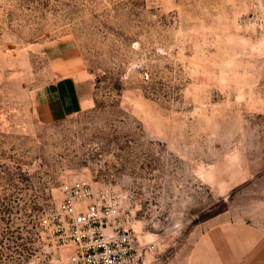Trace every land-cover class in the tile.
<instances>
[{
    "label": "rangeland",
    "instance_id": "374dc122",
    "mask_svg": "<svg viewBox=\"0 0 264 264\" xmlns=\"http://www.w3.org/2000/svg\"><path fill=\"white\" fill-rule=\"evenodd\" d=\"M63 77L82 110L42 124ZM78 181L140 264H231L264 232V0H0V264H67L41 222Z\"/></svg>",
    "mask_w": 264,
    "mask_h": 264
},
{
    "label": "built area",
    "instance_id": "2783aa9c",
    "mask_svg": "<svg viewBox=\"0 0 264 264\" xmlns=\"http://www.w3.org/2000/svg\"><path fill=\"white\" fill-rule=\"evenodd\" d=\"M63 200L51 220L41 225L59 239L71 244L67 264H140L151 247L138 244L132 230L116 225V208L108 209L99 192L84 181L62 184Z\"/></svg>",
    "mask_w": 264,
    "mask_h": 264
},
{
    "label": "crops",
    "instance_id": "0c3cea01",
    "mask_svg": "<svg viewBox=\"0 0 264 264\" xmlns=\"http://www.w3.org/2000/svg\"><path fill=\"white\" fill-rule=\"evenodd\" d=\"M85 96L74 79L63 77L38 87L34 113L42 124H51L82 110ZM231 264H264V232H249L233 240Z\"/></svg>",
    "mask_w": 264,
    "mask_h": 264
},
{
    "label": "bare ground",
    "instance_id": "6f19581e",
    "mask_svg": "<svg viewBox=\"0 0 264 264\" xmlns=\"http://www.w3.org/2000/svg\"><path fill=\"white\" fill-rule=\"evenodd\" d=\"M65 254H66V251H64V253H62V255H64V256H65Z\"/></svg>",
    "mask_w": 264,
    "mask_h": 264
}]
</instances>
